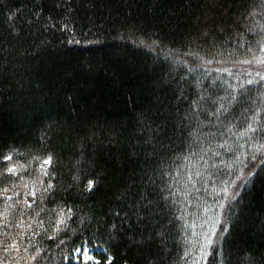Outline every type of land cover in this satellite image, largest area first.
<instances>
[{
	"label": "trees",
	"instance_id": "obj_1",
	"mask_svg": "<svg viewBox=\"0 0 264 264\" xmlns=\"http://www.w3.org/2000/svg\"><path fill=\"white\" fill-rule=\"evenodd\" d=\"M262 11L251 0H0V170L16 166V174L0 177V264H37L34 250L43 257L39 264H142L141 250L114 240L110 224L117 196L142 166L134 147L138 125L161 99L175 103L159 83L170 70L164 56L172 48L200 52L214 58L211 67L224 66L220 61L231 67L259 38V30L249 33L245 25L252 13L264 24ZM65 22L81 43H68ZM154 39L163 49L159 59L151 51ZM246 67L232 71L243 75ZM176 68L179 79L186 68ZM186 94L191 100L195 91ZM172 147L179 150V140ZM253 172L233 201L239 223L226 253L217 256L224 264L252 258L264 264V165ZM29 187L36 192L32 203L25 197ZM191 200L190 234L203 231L208 216L197 193ZM13 239L19 249L5 251ZM181 247L174 246L171 259L193 264L196 246L187 245L186 260L179 259ZM80 248L95 259L85 261Z\"/></svg>",
	"mask_w": 264,
	"mask_h": 264
},
{
	"label": "snow or ice",
	"instance_id": "obj_2",
	"mask_svg": "<svg viewBox=\"0 0 264 264\" xmlns=\"http://www.w3.org/2000/svg\"><path fill=\"white\" fill-rule=\"evenodd\" d=\"M251 2L264 9V0ZM260 18L264 20V11ZM245 27L249 33L259 30V38L248 42L244 58L232 61L231 67L225 61H220L224 66L211 67L214 58L200 52L181 55L172 48L164 56L170 70L161 73L159 83L171 89L175 103L169 105L161 99L157 112L145 114L138 125L140 135L134 147L142 166L133 172V183L117 196L120 207L113 211L115 219L110 224L114 240H126L131 248L141 250L142 264H176L171 259L176 244L183 245L179 259L186 260L190 243L196 246L198 257L193 264H208V258L211 264H224V257L218 261L217 256L226 253L231 232L239 223L233 201L254 176L253 169L264 165V55L256 54H264V24H257L252 13ZM61 30L69 33L68 43H81L67 22ZM152 45L151 51L159 59L163 51L159 39H154ZM238 64L248 66L243 75L232 71ZM176 65L186 68L179 79L174 74L179 71ZM186 89L195 91L191 100ZM176 140L179 150L172 147ZM3 159L13 158L5 155ZM46 163H51V158ZM6 174H16L15 164L0 170V177L7 178ZM94 184V180H87V189L91 190ZM193 192L199 195L208 216L199 225L203 231L190 234L185 209L192 203ZM204 193L210 198L207 204ZM6 199L13 200V196ZM27 206L32 207L30 203ZM191 235L200 239L192 241ZM9 249H19L16 239L4 250ZM34 251L36 254L30 258L39 264L43 257ZM77 251L83 253L85 261L95 259L83 248ZM250 264L259 261L252 258Z\"/></svg>",
	"mask_w": 264,
	"mask_h": 264
},
{
	"label": "rangeland",
	"instance_id": "obj_3",
	"mask_svg": "<svg viewBox=\"0 0 264 264\" xmlns=\"http://www.w3.org/2000/svg\"><path fill=\"white\" fill-rule=\"evenodd\" d=\"M263 55H264V54H263ZM246 68H247V67H246ZM15 191H16V190H13L12 193L15 192ZM33 191H35V189L32 188V187L27 188L26 191H25V197H26V199L28 200V202H30V203H32V202L34 201V199H35V196L32 195V192H33ZM86 252H87L90 256H92L90 250H86ZM78 255H82V256H83V253L80 252V253H78Z\"/></svg>",
	"mask_w": 264,
	"mask_h": 264
}]
</instances>
